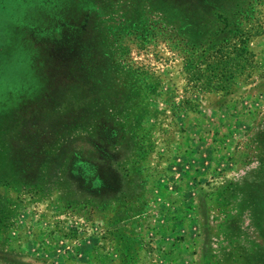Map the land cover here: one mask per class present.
Listing matches in <instances>:
<instances>
[{
	"label": "rangeland",
	"instance_id": "rangeland-1",
	"mask_svg": "<svg viewBox=\"0 0 264 264\" xmlns=\"http://www.w3.org/2000/svg\"><path fill=\"white\" fill-rule=\"evenodd\" d=\"M151 1L0 0V124L17 136L20 124L47 131L62 115L90 118L99 105L56 71L77 51L75 26L66 23L102 6L118 16L122 5ZM246 28L242 45L227 50L232 85L224 96L200 92L160 35L131 46L130 58L158 80L148 101L142 213L116 222L114 208L84 215L54 191L21 193L0 233V248L19 255L15 264H264V4ZM61 146L42 141V150ZM58 155L45 160L54 167ZM80 163L73 161L81 175Z\"/></svg>",
	"mask_w": 264,
	"mask_h": 264
},
{
	"label": "trees",
	"instance_id": "trees-1",
	"mask_svg": "<svg viewBox=\"0 0 264 264\" xmlns=\"http://www.w3.org/2000/svg\"><path fill=\"white\" fill-rule=\"evenodd\" d=\"M263 4L264 0H152L146 8L122 5L118 16L110 5L67 22L75 26L73 49L81 54L59 57L64 66L52 55L59 61L57 74L65 70V80L79 83L88 94L82 98L91 97L99 107L90 118L62 115L55 129L47 131L35 123L20 124L16 136L9 124H0L1 235L7 234L21 208V193L54 191L63 207L84 215L114 208L116 222L141 214L147 191L145 163L152 150L148 101L156 94L158 80L130 58L131 46L160 35L159 40L181 58L184 72L200 92L224 96L232 85V57L227 50L242 45L246 27ZM42 141L62 146L42 150ZM56 152L51 167L45 159ZM74 159L84 165L81 175ZM18 256L11 247L0 248L4 264H15Z\"/></svg>",
	"mask_w": 264,
	"mask_h": 264
},
{
	"label": "crops",
	"instance_id": "crops-1",
	"mask_svg": "<svg viewBox=\"0 0 264 264\" xmlns=\"http://www.w3.org/2000/svg\"><path fill=\"white\" fill-rule=\"evenodd\" d=\"M262 56L261 53L257 55V57Z\"/></svg>",
	"mask_w": 264,
	"mask_h": 264
}]
</instances>
